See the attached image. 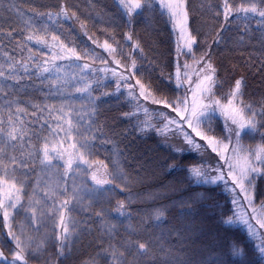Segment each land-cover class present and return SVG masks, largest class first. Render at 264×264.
Masks as SVG:
<instances>
[{"label": "snow or ice", "instance_id": "snow-or-ice-1", "mask_svg": "<svg viewBox=\"0 0 264 264\" xmlns=\"http://www.w3.org/2000/svg\"><path fill=\"white\" fill-rule=\"evenodd\" d=\"M116 8L127 31L118 33L116 16L109 17L101 42L64 0L29 13L0 0V20L18 21L7 31L0 23V36L15 40L12 52L0 48V264H67L86 237L95 256L79 264H264V94L248 98L247 77L236 74L241 65L223 67L213 52L227 43L229 23L242 22L232 47L255 40L258 55L253 46L246 71L264 79V0H116ZM157 16L166 18L174 38L162 66L149 60L155 48L146 49L136 31L139 17L147 33ZM202 20L212 22L206 32ZM65 21L79 22L95 47L67 40ZM33 78L43 103L24 98L22 82ZM105 98L127 108L122 117L134 122L133 132L154 133L178 154L167 167L170 175L183 174L176 183L185 191L222 189L224 204L213 205L222 231L196 223L204 193L174 201L182 219L171 225L167 206H155L159 193L133 196L143 177L127 170L118 134L98 121ZM101 148L109 152L103 160L97 158ZM193 152L199 159L185 163L184 154ZM117 190L128 195L112 206ZM138 198L153 203L121 235L120 218L131 217Z\"/></svg>", "mask_w": 264, "mask_h": 264}, {"label": "trees", "instance_id": "trees-1", "mask_svg": "<svg viewBox=\"0 0 264 264\" xmlns=\"http://www.w3.org/2000/svg\"><path fill=\"white\" fill-rule=\"evenodd\" d=\"M13 2L17 3L23 12L29 13L31 8L39 5L58 6L61 0H13ZM64 2L69 6L70 10L77 11L78 15H80L82 19L87 18L89 34H95V37L99 38L101 42L105 38V33L101 30L106 27L105 21L109 17L116 16L118 33L127 31L124 21L119 18V14L117 13L116 0H64ZM200 2L201 0H192L193 4L198 5ZM213 2H218V0H213ZM40 10L45 9L41 8ZM4 16L5 13L0 12V17ZM165 21L166 18H160L158 16L155 17L154 21L149 26L150 29L154 30H150L147 33L145 32L146 21L144 17H139L136 23V31L144 39L146 49L155 48V52L149 51V60H152L155 57L156 59H159L161 66L168 58V49L170 47H174V38L169 36L170 26L167 25ZM0 23L4 25L5 31H7L9 24H12L13 27H17L18 25V21L15 16H12L10 20H0ZM201 23L203 24V30L206 32L209 30V25L212 22L208 21L205 23L202 20ZM251 26L255 28V20L251 22ZM228 27L229 31L225 33L227 43L221 44L219 48L213 49L214 58L220 61L223 67L229 69L232 68L233 64L241 65V67L237 68L236 74L246 75L248 98L259 99V97L264 94V79H262L260 75L256 74L255 70H253V72H247L245 63L249 53L253 52V46L257 49L255 54L258 55L259 45L255 40H253L252 44L246 45L239 50H234L231 40L237 36L238 28L242 27V22L232 20ZM62 31L64 32L67 40H75L81 48L84 46H88L89 48L95 47L92 45L91 41L88 40L87 36L83 34V31L80 29L79 22L65 21ZM110 32L111 27H109V35ZM256 35L258 36L259 34L256 33ZM18 38L19 37H17V39ZM14 45L15 40L9 44L6 38L0 36V48H6L9 52H12ZM97 51L99 52L101 50L97 49ZM12 54L15 55V53ZM2 62L3 57L0 56V63ZM144 67L145 70H150L147 60L144 62ZM152 67H156L155 63H153ZM166 71L167 69H165V72ZM154 75H160V67H156ZM38 84L39 82L34 78L32 80L25 79L22 82V85L28 90L27 95L24 96L25 99L35 103L45 102L43 94L35 90ZM100 91H103V89ZM97 94H99V92ZM124 111H127V108L122 106L121 101H117L115 98H105V102L102 103L99 108L100 114L98 116V121L101 124H107L105 131L111 130L118 134L115 139L118 141L120 150L124 153V156L121 159L127 170L132 175H135L137 171H140V174L143 177L142 182L132 186L133 196L144 197L150 193H159L161 198L155 202V206H167L168 213L166 218L169 225H171L182 219L179 216V213L182 210L181 206L178 203L174 204V201H177L182 197L187 198L197 193H204L205 199L199 201L196 205L199 211V215L195 218L196 223L198 225L202 224L207 231H222L221 226L217 223L219 209L213 207L216 202H219L221 205L224 204V194L222 189L212 191V186H193L191 189L185 191L184 189L186 188V185L176 183L178 180L182 179L183 174L173 172L170 175V170L167 167V164L172 163L171 157L178 154L174 153L172 149L166 146L154 133L148 136H143L133 132L132 123L134 122H129L127 119L122 117V113ZM248 142V140H245V143ZM170 143L179 144L180 141L172 140ZM107 147L111 149V145H108ZM108 155L109 152L105 151L104 148H101L97 158L103 160ZM193 158L199 159L198 154L194 152L184 154L185 163ZM139 163L144 164V169L142 171L138 167ZM173 188H175V191H173ZM127 195L128 193H121L117 190L114 194V198L111 200V205L114 206L117 199H125ZM152 203L153 202L150 200L142 201L139 198L135 199L130 204L129 208V211L132 213L131 217H121L120 220H122L123 223L118 224L117 231L123 235L124 229L129 224H138L140 219L138 213L143 212ZM105 207H107V205H105ZM73 215H75V213H73ZM111 216L115 217L116 213L112 212ZM99 226V222H97L96 227ZM233 230L235 231V229ZM148 231H155L156 234L159 233V229H154L152 225H149ZM91 239V237H86L82 241L77 242V251L74 254V257L68 261L67 264H79L80 260L88 261L90 257L95 256L94 246H89V241ZM173 243H175V241H173ZM30 264H41V261L39 259H34L30 261Z\"/></svg>", "mask_w": 264, "mask_h": 264}]
</instances>
